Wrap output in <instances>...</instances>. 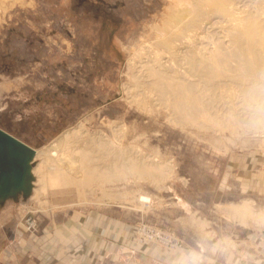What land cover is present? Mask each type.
Segmentation results:
<instances>
[{
	"label": "rangeland",
	"instance_id": "obj_1",
	"mask_svg": "<svg viewBox=\"0 0 264 264\" xmlns=\"http://www.w3.org/2000/svg\"><path fill=\"white\" fill-rule=\"evenodd\" d=\"M197 1L0 0V128L39 149L82 125L70 145L79 149L85 142L94 159L102 153L100 165L116 159L118 167L123 162L120 173L126 172L106 183L104 191L85 186L81 194L66 187L38 190L36 197L38 177L32 172L26 193L0 200V264H264V223L243 222L227 209L243 199L252 200L256 211L264 209V126L252 129L249 123L264 111V87L255 96L232 81L201 88L203 111L209 110L212 123L205 114L196 117L198 124L197 119L174 120L173 111L156 100L143 107L135 94L141 91L132 88L135 53L157 46L164 36L160 27L171 14L180 20L170 24H180L192 16ZM259 13L261 20L255 19L264 34ZM224 32H211L205 40L224 39ZM236 106L248 114L240 116L235 131L226 114L240 115ZM99 135L107 143L95 150L91 143ZM39 162L34 158L32 167ZM151 163L162 170L145 172ZM137 166L142 173L134 170ZM91 213L115 221L125 234L120 239L102 235L110 244L98 252L84 248L80 236ZM73 229L76 236L69 234ZM147 230L171 236L176 246L142 241Z\"/></svg>",
	"mask_w": 264,
	"mask_h": 264
},
{
	"label": "bare ground",
	"instance_id": "obj_2",
	"mask_svg": "<svg viewBox=\"0 0 264 264\" xmlns=\"http://www.w3.org/2000/svg\"><path fill=\"white\" fill-rule=\"evenodd\" d=\"M259 11L263 12L264 14V0H198L193 4V7L190 8V13H191L190 15L192 16L188 17L184 22L181 20L182 23L180 24L178 23L170 24V21L180 20L179 15L176 12L175 13L173 12L170 16V20L165 22L163 27H160L159 34H161V36L162 35L164 36L162 37V40L159 41L157 46L151 44H150L151 46H149L148 44L149 48L144 49L146 47L143 46L144 48H141L140 50L138 49L139 52L137 50L138 53H135L136 57L138 56V60H137L138 64L134 65V67L133 66L131 67V68H135V67L136 68L134 69L135 72H133L130 77L132 78V82H133L132 85H134L132 88L137 87L138 90L141 91V93L135 92V94L137 96L139 94L140 99L143 101L142 103H144L143 107L146 106L145 102L147 100L150 102L156 100L155 102H157L159 105L166 108V110H170V114L172 113L171 111H173V114L170 116L171 117L173 116V119L175 116L176 118L174 120H178L180 122H184V121L194 122V120L197 119L196 117H206L204 115L207 112H209V110L206 113L205 111H203V107H202L203 102L201 100L202 94L200 95V92L202 90L201 88L205 89L208 87L207 90L209 91V87L212 88V87L220 86L222 84L224 85L225 81L235 82L236 84H238L237 87L241 86L251 95L255 94L256 89L258 90L260 88H263L264 87V34L262 33V30H260L262 29L259 26L261 24L258 25L255 19V16L256 17L260 16L258 15L260 14ZM223 30L225 31L224 39L219 38L220 40L218 41L214 40L213 43L205 40L206 38L208 39V36L211 35L210 34L211 32L212 35L213 34L217 35L216 33H219L220 31ZM216 37L217 36H215V38ZM131 70L133 71V69ZM226 87L227 86L224 87L225 91H226ZM231 88L233 87L230 86V89ZM218 90H220V88H218ZM231 90L227 92L231 93ZM243 92L244 91H242V93ZM129 93L131 94L130 96L134 95V93H132V90H130ZM217 94L220 95L219 93ZM232 95L234 94L232 93ZM251 95H249V97ZM257 95L259 97L258 100H260L261 96H259V93ZM208 97L210 96L208 95ZM220 99L218 98V100ZM241 99L243 98L241 97ZM250 100L252 99H249V101ZM230 103L227 104L229 105ZM250 105L252 106V104ZM237 106L240 109L241 105H237ZM244 106L246 105H243L242 108H244ZM227 109L229 108H225V110ZM244 109L240 111L237 109L240 115L236 114L235 111L231 112L228 110L230 112V113L228 112L229 114H226V118L227 115H229L228 121L226 120L227 122L226 123L224 119L223 122H225L227 125L229 122V125L231 127L230 130L235 129L236 131V127L234 128V126L236 125L240 129L241 125L239 127L238 122H240L243 118L240 116L241 115L244 116V114L247 113ZM262 110L264 109L262 108ZM263 112L261 111L259 112L257 120L256 119L254 120V118L251 119V121L249 120L251 128L255 124L259 125V127L264 126ZM250 114L252 115V113ZM220 115L222 114L220 113ZM247 116H249L250 119V115ZM211 117L212 116L209 115L207 119L210 120ZM213 117H215V114ZM217 118L220 119V116ZM221 118H225V117L221 116ZM209 122L212 123L211 120ZM218 122L220 123V120ZM197 124H198V119H197ZM215 126L216 128H218L216 124ZM242 127H246V126L244 125ZM247 127H249V124ZM223 128H221L220 131ZM225 129H227L226 126ZM252 129L255 128L253 127ZM82 131H83L82 125H77L74 128L64 130L55 138H53L48 144L42 146V148L36 149L32 147L34 149V155L31 159L30 172L31 174L32 172L36 173L38 177L37 183L39 185L38 188L34 189V197H36L38 190L42 192L47 189H57V188H66V187H75V189L81 194L85 186H90V187L95 186L97 188H101L102 191L103 190L102 188H104V185L106 183L108 184V182L110 183V182H114V180H118V177L120 175H122L120 177L123 178V175L126 172L125 173L121 172L122 173L121 174L119 168L120 166L122 168L123 162L119 163L120 164L119 167L116 164V159L113 160V162H111L109 165L105 163V165L107 166L100 165V163L97 162V158L101 156L102 153L100 154L98 153L99 156L94 159L92 155L93 154L92 152L94 150L91 149L90 145L89 147H87L85 142H83L84 147H81L79 149H77V147H73V144L70 145L72 143L71 138L72 137L75 138L76 135H81ZM97 138L99 139H94L92 140L93 142L91 143L97 148L95 150H99L102 146H104V144L107 143V142L104 143V141H102V139L104 138H102L101 135H99V137ZM90 142L91 140L88 142V144ZM91 150L93 151L91 152ZM113 155L114 154H112V156ZM34 158H40V162L37 164V166L32 167V161L34 160ZM129 160L131 161L132 159ZM140 163L146 166V164H144V162H141V160ZM153 163H151V165L148 164V166L150 165L149 167L150 170H147L146 168L147 166L146 167L143 166V168L147 170L145 172L152 171L153 168L156 169V171L162 170L161 164L158 165L157 163L156 164ZM137 167H133L134 170L136 169L141 170L137 172L142 173V169H141L142 166L141 168L140 167L137 168ZM129 168L131 169V166L128 167V169ZM128 169H126V171ZM123 170L124 169H122V171ZM131 172L134 171L132 170ZM160 173L162 174V172ZM149 174L152 173L149 172ZM140 198L142 200L148 199L146 195H140ZM251 205H252V200L243 199L241 202L237 204L230 203L229 205H227V209L230 210L231 214L239 217L243 222L246 218H250L252 219V221L254 220L257 223L258 222L264 223V209L256 211L252 208Z\"/></svg>",
	"mask_w": 264,
	"mask_h": 264
},
{
	"label": "water",
	"instance_id": "obj_3",
	"mask_svg": "<svg viewBox=\"0 0 264 264\" xmlns=\"http://www.w3.org/2000/svg\"><path fill=\"white\" fill-rule=\"evenodd\" d=\"M33 155L31 146L0 128V200L28 191Z\"/></svg>",
	"mask_w": 264,
	"mask_h": 264
},
{
	"label": "crops",
	"instance_id": "obj_4",
	"mask_svg": "<svg viewBox=\"0 0 264 264\" xmlns=\"http://www.w3.org/2000/svg\"><path fill=\"white\" fill-rule=\"evenodd\" d=\"M243 166H242V170L244 169ZM262 172H264V168H263ZM255 177L257 178L258 175L256 174ZM85 221H86L84 224V225H86L85 229H82L84 231L85 235L82 234V236H80L82 239H85L84 240L85 242L83 243L84 248L87 246L88 247L94 246L95 248L97 247V250H96L97 252L99 251V248H101L103 246L105 247L109 243L102 237V235L103 236L112 235L113 237L120 239L122 234H125V231H126V229L123 226L116 224L115 221L113 223L109 220L107 221L106 217L103 214H99V213H97V214L91 213L90 215L86 216ZM89 226H91V227H89ZM72 227H73V225H72ZM66 231L68 233L67 229H66ZM76 232H77V229H75V230L73 229V230H71V232L69 231V234L71 233V235L74 234L76 236ZM67 233H65L63 235H65V237H69ZM78 245H79V243H78ZM79 246H81V245H79ZM94 247H92V248H94ZM82 250H84V249H82Z\"/></svg>",
	"mask_w": 264,
	"mask_h": 264
},
{
	"label": "built area",
	"instance_id": "obj_5",
	"mask_svg": "<svg viewBox=\"0 0 264 264\" xmlns=\"http://www.w3.org/2000/svg\"><path fill=\"white\" fill-rule=\"evenodd\" d=\"M142 237V241L148 243H158L171 247H174L177 244L172 240L173 238L171 236L161 235L157 231L147 230L143 233Z\"/></svg>",
	"mask_w": 264,
	"mask_h": 264
}]
</instances>
